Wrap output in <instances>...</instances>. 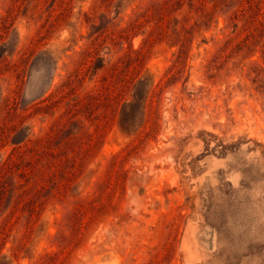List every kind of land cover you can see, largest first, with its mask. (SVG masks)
<instances>
[{
    "label": "rangeland",
    "instance_id": "rangeland-1",
    "mask_svg": "<svg viewBox=\"0 0 264 264\" xmlns=\"http://www.w3.org/2000/svg\"><path fill=\"white\" fill-rule=\"evenodd\" d=\"M0 264H264V0H0Z\"/></svg>",
    "mask_w": 264,
    "mask_h": 264
}]
</instances>
